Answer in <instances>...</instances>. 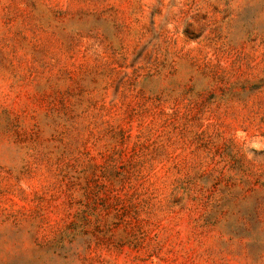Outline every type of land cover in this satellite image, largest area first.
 <instances>
[{
  "label": "rangeland",
  "instance_id": "rangeland-1",
  "mask_svg": "<svg viewBox=\"0 0 264 264\" xmlns=\"http://www.w3.org/2000/svg\"><path fill=\"white\" fill-rule=\"evenodd\" d=\"M0 264H264V0H0Z\"/></svg>",
  "mask_w": 264,
  "mask_h": 264
},
{
  "label": "trees",
  "instance_id": "trees-1",
  "mask_svg": "<svg viewBox=\"0 0 264 264\" xmlns=\"http://www.w3.org/2000/svg\"><path fill=\"white\" fill-rule=\"evenodd\" d=\"M169 158H170V157H169ZM160 163L162 164V163H164V161H161ZM190 195H191L190 193L187 194L188 199L190 198ZM181 209H182V210L188 209L187 203H183V204L181 205ZM169 212L172 213V214H175V213H176L174 209H170ZM88 249H90V246H89V245H88Z\"/></svg>",
  "mask_w": 264,
  "mask_h": 264
}]
</instances>
